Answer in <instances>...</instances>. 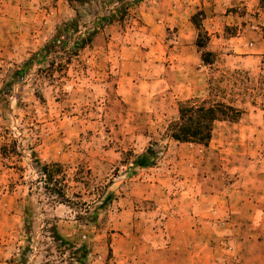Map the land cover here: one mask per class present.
Instances as JSON below:
<instances>
[{"label":"rangeland","instance_id":"rangeland-1","mask_svg":"<svg viewBox=\"0 0 264 264\" xmlns=\"http://www.w3.org/2000/svg\"><path fill=\"white\" fill-rule=\"evenodd\" d=\"M103 1L0 0V37L8 31L22 59L0 62V264H106L108 206L99 209L101 203L139 174L130 164L148 149L159 177L166 174L173 141L167 129L178 110H167L168 102L164 110L150 100L125 103L113 69L116 51L132 40L148 50L143 41L152 26L164 24L170 3L112 0L104 7ZM180 2L196 42L204 45L200 56H212L177 109L186 102L224 103L239 112L235 120L220 121L226 126L246 119L264 129V0ZM96 11L112 20L71 50ZM72 20L77 31L62 32L52 43ZM250 54L259 58L244 61ZM213 135L229 138L227 130ZM59 189L66 203L56 197ZM81 246L83 261L76 251Z\"/></svg>","mask_w":264,"mask_h":264},{"label":"crops","instance_id":"crops-1","mask_svg":"<svg viewBox=\"0 0 264 264\" xmlns=\"http://www.w3.org/2000/svg\"><path fill=\"white\" fill-rule=\"evenodd\" d=\"M168 1L164 24L152 26L143 41L148 50L134 40L121 46L113 71L125 103L150 100L164 110L168 102L175 114L204 66L182 0ZM7 36L0 37V62H19ZM250 55L244 61L259 58ZM262 127L246 119L215 122L207 147L170 142L163 178L151 165L122 183L103 214L111 249L106 264H264ZM222 130L229 138H214ZM164 192L169 196L161 198Z\"/></svg>","mask_w":264,"mask_h":264},{"label":"trees","instance_id":"trees-1","mask_svg":"<svg viewBox=\"0 0 264 264\" xmlns=\"http://www.w3.org/2000/svg\"><path fill=\"white\" fill-rule=\"evenodd\" d=\"M87 1L92 0H67L68 3L73 4H84ZM97 1V0H93ZM112 0H104L103 6L111 2ZM121 2L123 0H117ZM112 20V15L102 16L99 11H96L94 18L90 27V30L84 32L83 34L77 36V42H75L71 50H76L77 48H82L87 45L91 38L97 33L98 29L103 28L105 25H108ZM77 24L75 20H72L68 25H65L64 28L59 29L56 36L54 37L52 43H57L58 39L61 37V33L68 34L69 31L72 33L76 30ZM208 41V38H207ZM196 46L201 49L204 45L196 42ZM211 54L206 52L201 54V61L204 65H210ZM239 112L237 109L233 108L230 105L224 103H211L208 101H201L198 104L186 102L181 104L178 108V118L176 121L172 122L167 129V134L171 140L179 143H191L198 144L204 147L208 146V143L212 137V131L215 122L224 121V120H235ZM154 155L151 156V151L148 149L146 153L138 156L134 162L130 164V168H147L154 164ZM42 175L46 177L47 181H51L50 173L47 172V166H43L41 169ZM56 197L61 200V203H66V197L62 192V189H59L56 192ZM111 196H108L102 203L99 209L106 207L111 202ZM96 217V215H94ZM53 241L60 242L61 246L64 242L63 240L53 233ZM76 251L80 252L79 261H83L86 254L85 247L81 246L77 248ZM78 254V253H75Z\"/></svg>","mask_w":264,"mask_h":264}]
</instances>
